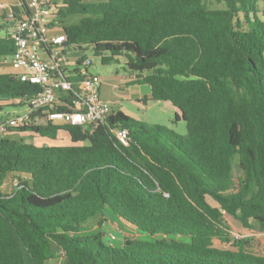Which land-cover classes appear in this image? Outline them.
I'll return each instance as SVG.
<instances>
[{
  "label": "trees",
  "instance_id": "trees-1",
  "mask_svg": "<svg viewBox=\"0 0 264 264\" xmlns=\"http://www.w3.org/2000/svg\"><path fill=\"white\" fill-rule=\"evenodd\" d=\"M17 2L12 13H27V0ZM7 14L0 62L9 65ZM57 16L77 65L87 49L102 63L123 56L133 83L170 102L186 132L114 107L105 123L83 127L39 123L41 110H32L14 128L28 137L0 136V264H45L58 254L63 264H264V252L223 220L264 232V0H63ZM71 72L74 83L89 75ZM39 90L0 72V107H29ZM121 128L126 146L114 134ZM60 131L70 143L32 140ZM106 208L138 236L114 245L91 230L85 221L101 225Z\"/></svg>",
  "mask_w": 264,
  "mask_h": 264
},
{
  "label": "built area",
  "instance_id": "built-area-1",
  "mask_svg": "<svg viewBox=\"0 0 264 264\" xmlns=\"http://www.w3.org/2000/svg\"><path fill=\"white\" fill-rule=\"evenodd\" d=\"M27 3V13L16 16L9 11L7 14L13 21L10 36L14 45L7 60L20 81L37 84L40 90L29 100L25 113L0 121V136L27 125L30 112L37 109L43 114L39 123L49 120L54 124L81 127L105 123L112 103L100 95V77L89 74L74 83L62 72L70 49L63 33L48 34L50 27L57 23L55 7L50 0H27ZM64 94L68 99L60 98ZM61 105L65 108L59 109ZM114 134L122 145H128L126 128L116 129ZM110 239H115V235L111 234Z\"/></svg>",
  "mask_w": 264,
  "mask_h": 264
},
{
  "label": "rangeland",
  "instance_id": "rangeland-1",
  "mask_svg": "<svg viewBox=\"0 0 264 264\" xmlns=\"http://www.w3.org/2000/svg\"><path fill=\"white\" fill-rule=\"evenodd\" d=\"M53 3L60 8L63 5V0H51ZM83 2H100L107 0H82ZM79 16L65 17L63 20L66 23L71 21L78 20ZM59 21V20H58ZM60 22V21H59ZM0 34H3V29H0ZM84 55L85 60L82 64L77 65L75 63L76 54L71 55V67L70 69H74L76 66L79 68H86L87 74H94L100 77L102 80L103 88L102 91L109 98L112 103V107L116 109H122L128 114L132 115L134 119L137 120V116H139L140 121L146 124H159L167 129L173 130L178 134H184L186 132V125L184 120L173 121L174 118V108L168 104L167 101H153V100H140L137 101V85L136 84H128V76L129 70H127L125 65V58L123 56H118L115 59L109 61L108 63H102L100 60V56H96L91 49H87L82 51L81 53ZM89 61V62H88ZM6 62H0V71L5 70L8 66ZM66 74H72L68 72ZM146 85H142L145 87ZM145 92L144 90L142 93ZM27 110L26 104H8L2 107V114L4 118L14 116L16 114H22ZM7 134L10 137H23L26 138L29 136V133L25 132H17L14 129L9 130ZM34 143L36 145L41 144H68L70 143L69 137L66 132L60 131L56 137V139H45L33 137ZM27 140V139H26ZM238 175V171L234 169V176ZM209 202L212 205H216L214 201L208 198ZM105 221L97 226L96 220L97 218H89L85 221L91 230L93 231H102L103 238L110 244L118 245L122 242V237H136L138 233L136 230L121 222L119 217L111 212L108 208L104 209ZM223 220L225 224L228 226L230 234L232 236H238L242 238H246L251 242L252 248L258 252H264V232L257 228H245L241 225V223L230 215H223ZM115 235V239L111 240L110 235ZM45 264H63V258L61 254H58L55 258L48 260Z\"/></svg>",
  "mask_w": 264,
  "mask_h": 264
},
{
  "label": "crops",
  "instance_id": "crops-1",
  "mask_svg": "<svg viewBox=\"0 0 264 264\" xmlns=\"http://www.w3.org/2000/svg\"><path fill=\"white\" fill-rule=\"evenodd\" d=\"M18 2H17V0H0V14L2 13V12H8L9 13V11H11L12 10V8H13V6L14 5H16ZM50 3L55 7V10H56V12H58V10H59V7H57V5L55 4V3H53L51 0H50ZM56 16V21H57V23H55V24H53L51 27H50V29H49V31H48V34H58L59 33V31H60V29H61V23L58 21V16L57 15H55ZM11 29H12V24H10V26H9V28H8V32H11ZM2 34H0V36H1ZM77 59V57H75V60ZM71 64H72V62H71V54L69 55V57H68V59H67V62L63 65V72H64V74H66V73H68V72H71L73 69H70V67H71ZM8 67L5 69V70H1L0 72H4V71H13L12 69H11V67L9 66V65H7ZM80 71H82V72H85L86 71V69H84V68H80ZM72 73V72H71ZM66 75H73V73L72 74H66ZM129 78V80L127 81L128 82V84H131V85H133V84H136V83H133V80L135 79V74H130L129 76H128ZM137 85V101H140V100H150L151 101V99H149V97H150V87H149V85H147V84H136ZM142 85H146L145 87H142ZM104 86H103V83H102V80H101V83H100V88H99V91H100V95H101V97L103 98V99H105V100H107V101H110V100H108L109 98H107L108 96L105 94V92H103L102 91V88H103ZM145 91V92H143L142 93V91ZM167 102V101H166ZM7 103H9V102H7ZM168 104H170V106L172 107V108H174V112L176 111V109H175V107L169 102ZM2 107L3 106H1L0 107V114H2L1 112H2ZM27 110H28V107H27ZM26 110V111H27ZM120 110H122V109H120ZM25 111V112H26ZM123 111V110H122ZM24 112V113H25ZM125 114H127V115H129V116H131L132 117V115H130V114H128L127 112H125V111H123ZM7 118V117H6ZM140 119L141 118H139V116H137V120L138 121H140ZM141 122V121H140ZM25 133H28V132H25ZM34 137H38V138H41V137H39V136H34ZM33 141H34V139H32Z\"/></svg>",
  "mask_w": 264,
  "mask_h": 264
},
{
  "label": "water",
  "instance_id": "water-1",
  "mask_svg": "<svg viewBox=\"0 0 264 264\" xmlns=\"http://www.w3.org/2000/svg\"><path fill=\"white\" fill-rule=\"evenodd\" d=\"M88 62H89V61H88ZM26 142H27V143H30V142H31V140H30V139H27V140H26Z\"/></svg>",
  "mask_w": 264,
  "mask_h": 264
}]
</instances>
